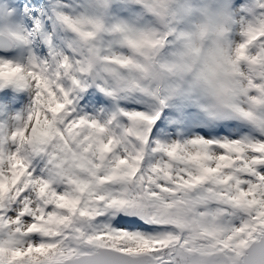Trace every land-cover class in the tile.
<instances>
[{
	"label": "snow or ice",
	"instance_id": "obj_1",
	"mask_svg": "<svg viewBox=\"0 0 264 264\" xmlns=\"http://www.w3.org/2000/svg\"><path fill=\"white\" fill-rule=\"evenodd\" d=\"M133 4L159 27L71 15L73 0L0 9L9 22L0 30V264H264V21L235 42H221V27L204 77L223 103L218 114L203 110L258 131L218 123L161 140L180 116L168 105L178 91L154 69L171 70L159 59L169 37L190 36L171 25L168 0ZM57 25L74 34L67 51L55 50ZM106 33L128 54L106 52ZM33 37L39 55L26 62L2 50ZM121 92L151 98V109L124 103L106 119L91 115Z\"/></svg>",
	"mask_w": 264,
	"mask_h": 264
},
{
	"label": "rangeland",
	"instance_id": "obj_2",
	"mask_svg": "<svg viewBox=\"0 0 264 264\" xmlns=\"http://www.w3.org/2000/svg\"><path fill=\"white\" fill-rule=\"evenodd\" d=\"M181 3L191 4L192 0H180ZM208 0H200L199 5L194 9L197 13H199L200 8L205 5ZM215 4L214 11L221 13H227L229 15V19L226 21L225 28L227 32L225 36L222 38L221 42L233 41L235 42L238 37H240L241 30L244 26L246 19L249 16L257 15V9L264 7V0H245V3L239 6V8L233 7V0H212ZM112 4L119 5L115 10H111L110 5H107L101 0H80L79 3H76L73 0L72 10L69 14L77 15L81 12H87L93 15L101 16L107 25L111 26L114 23H118L121 21L127 22V24L133 28L147 27V26H155L159 27L155 18L149 19L150 14L143 12L142 10H138V7L134 6L133 0H111ZM1 5L0 9L3 8ZM171 19V18H170ZM8 24L9 22H0V26L3 24ZM190 20L188 15L185 13H178L175 19H171V25L176 28L177 34L180 32H188L190 30ZM184 25V26H182ZM48 31H52L51 26L48 27ZM58 37H62L64 39H60ZM74 34L69 31L65 34L60 26L56 27V35L54 36V44L56 45V51H67L65 47L64 40L73 39ZM119 39V34L117 33H106L104 34L102 47L106 52L115 51V52H124L128 54V50L126 47H122L120 44L116 43V40ZM218 41V40H217ZM216 41V42H217ZM180 41L175 40V36L170 39L169 45H176ZM26 46V48H25ZM27 44L20 43L17 54L13 59H21L24 58L27 61V57L30 56L31 47ZM34 47V46H33ZM88 86H92L91 79L89 78ZM102 81H98L97 84H101ZM159 84V82H157ZM111 84V81H109ZM176 91H178L177 95L174 98H170L168 103L169 108L173 111H177L180 113V116H171L167 120V128L161 129L162 136L159 137L161 140H170L173 138L186 139L188 138V129H197L200 127H209L212 124L218 123H244L246 127H253V131H258V129L254 128V126L248 124L247 122H242L239 120H221L215 121L214 123L211 121V117L207 112L203 110V108L208 109L213 114L217 113V107L214 104L206 103V98L195 95L191 91L186 89H180L179 85H172ZM119 98H109L112 99V107L108 108L109 110H119L123 107L124 103H140L143 105L152 102L151 98L144 97L142 93H138L137 98L131 93H119ZM153 103V102H152ZM148 109L151 108L150 105H146ZM104 108L103 105L98 106L96 111L91 115H94L100 119H106L109 115L108 113L102 111ZM138 109V110H142ZM130 110V109H125ZM6 115H0V120L6 119ZM121 119V117H120ZM126 120V118H122ZM119 120V118H118ZM213 120V119H212ZM233 133L237 131V129H230ZM193 136L200 135L198 132H193Z\"/></svg>",
	"mask_w": 264,
	"mask_h": 264
},
{
	"label": "clouds",
	"instance_id": "obj_3",
	"mask_svg": "<svg viewBox=\"0 0 264 264\" xmlns=\"http://www.w3.org/2000/svg\"><path fill=\"white\" fill-rule=\"evenodd\" d=\"M199 2L200 0H192L191 4H185L180 0H168V9L172 14V19H175L178 13L188 15L191 24L187 33L191 42L181 40L178 44L171 46L166 43L161 49L159 59L171 70L157 65L154 71L163 78L162 84L179 85L180 89H186L195 95L202 96L206 98V103L214 104L219 108L223 103L219 89L215 86L209 87L204 77L211 76V69L215 67V58L218 55L216 44L219 39L218 32L221 27L225 28L226 21L214 11L215 4L212 0H208L200 8L199 13L194 11ZM242 3H245V0H242ZM233 5L235 8L240 6L235 4V0H233ZM257 13L246 19L243 28H247L249 23L255 27L260 26V22L264 21V7L257 9ZM148 18L152 19L150 16ZM171 38L169 37V40ZM241 67L247 74L248 67L246 65ZM211 78L215 85L216 78Z\"/></svg>",
	"mask_w": 264,
	"mask_h": 264
},
{
	"label": "bare ground",
	"instance_id": "obj_4",
	"mask_svg": "<svg viewBox=\"0 0 264 264\" xmlns=\"http://www.w3.org/2000/svg\"><path fill=\"white\" fill-rule=\"evenodd\" d=\"M6 2H7V0H6ZM0 5H3V4H0ZM8 5V4H7ZM6 26H8V24H3V26H0V30H2V29H4ZM15 60H17V61H19V62H26V59H24V58H21V59H15ZM3 116V115H2Z\"/></svg>",
	"mask_w": 264,
	"mask_h": 264
}]
</instances>
